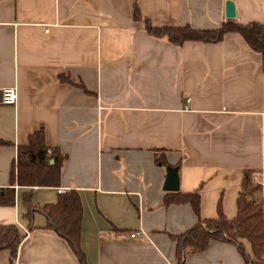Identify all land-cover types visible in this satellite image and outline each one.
Wrapping results in <instances>:
<instances>
[{
	"label": "crops",
	"instance_id": "1",
	"mask_svg": "<svg viewBox=\"0 0 264 264\" xmlns=\"http://www.w3.org/2000/svg\"><path fill=\"white\" fill-rule=\"evenodd\" d=\"M226 1L237 24L264 25V0H0V92H17L0 102V196L14 191L0 226L23 234L14 264H80L41 212L64 192L80 198L85 264H178L171 237L216 219L219 205L233 219L245 177L264 212V56L237 33L174 46L133 18L136 3L154 27L215 30ZM40 129L66 156L59 186L11 185L17 148ZM161 154L177 193H199V215L163 190ZM183 264L245 262L234 244L210 241Z\"/></svg>",
	"mask_w": 264,
	"mask_h": 264
},
{
	"label": "trees",
	"instance_id": "2",
	"mask_svg": "<svg viewBox=\"0 0 264 264\" xmlns=\"http://www.w3.org/2000/svg\"><path fill=\"white\" fill-rule=\"evenodd\" d=\"M133 18L143 24L146 34L155 39H164L169 44L181 46L185 42L218 43L228 33L239 34L254 52L264 56V25L250 23L239 25L236 21L227 20L218 29L200 31L190 26L176 28H157L152 26L148 19L143 17L136 3L133 5ZM66 81V79H61ZM4 142L0 141V146ZM66 156L59 150L49 148L44 141L42 129L32 134L26 146L17 148L16 159L10 172L11 185L20 187H58L60 173ZM52 162V163H51ZM157 163L165 168L171 167L161 154L156 159ZM176 168V167H171ZM249 180L244 178L242 192L236 200L237 214L228 220L218 206L216 219L201 220L188 232L171 237L176 242V259L178 264H183L188 254L203 251L210 241H222L234 244L240 252L245 264H264V212L262 203L249 197ZM0 196L1 206H10L14 203L12 188L4 189ZM168 195L177 197L179 203H189L196 215H199L200 195L198 192L180 194L168 192ZM27 213L25 217L31 220L34 211L31 203V194L23 195ZM168 205L170 200H164ZM41 212L48 219V227L63 238L72 248L80 264H85L84 256L80 250V222L82 205L75 191L59 194L55 204L45 205ZM23 239V234L16 226H0V251L8 250L10 253L9 264H14L17 249ZM245 243L249 246L246 249Z\"/></svg>",
	"mask_w": 264,
	"mask_h": 264
},
{
	"label": "water",
	"instance_id": "3",
	"mask_svg": "<svg viewBox=\"0 0 264 264\" xmlns=\"http://www.w3.org/2000/svg\"><path fill=\"white\" fill-rule=\"evenodd\" d=\"M225 18L228 20H233L235 18L234 4L231 1L225 2ZM166 172L167 173H166L163 190L166 192H178L179 180H178L177 168L168 167L166 168Z\"/></svg>",
	"mask_w": 264,
	"mask_h": 264
},
{
	"label": "built area",
	"instance_id": "4",
	"mask_svg": "<svg viewBox=\"0 0 264 264\" xmlns=\"http://www.w3.org/2000/svg\"><path fill=\"white\" fill-rule=\"evenodd\" d=\"M45 32H48V29L45 30ZM17 100V92L15 90V88H6L4 90H2L1 92V103L3 105H14L16 103ZM61 190H58V193H61ZM136 235V233L131 234V237H134Z\"/></svg>",
	"mask_w": 264,
	"mask_h": 264
},
{
	"label": "rangeland",
	"instance_id": "5",
	"mask_svg": "<svg viewBox=\"0 0 264 264\" xmlns=\"http://www.w3.org/2000/svg\"><path fill=\"white\" fill-rule=\"evenodd\" d=\"M228 220H230V219H228ZM245 246H248L247 243H245Z\"/></svg>",
	"mask_w": 264,
	"mask_h": 264
}]
</instances>
